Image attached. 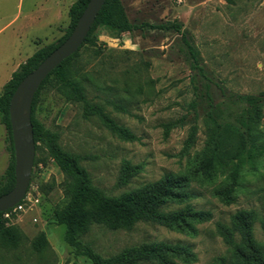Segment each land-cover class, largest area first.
<instances>
[{"label":"rangeland","instance_id":"rangeland-1","mask_svg":"<svg viewBox=\"0 0 264 264\" xmlns=\"http://www.w3.org/2000/svg\"><path fill=\"white\" fill-rule=\"evenodd\" d=\"M72 1L0 0V92L20 62L63 33ZM121 3L135 27L118 37L98 27L96 45L81 47L78 59L102 84V88L87 85L88 98L110 100L105 104L107 113L136 139H120L96 116L83 117L78 103L65 100L51 86L41 92L35 117L57 134L64 150L80 156L92 182L106 194L119 195L165 174L185 176L192 194L188 203L209 217L193 222L192 232L151 221H139L129 229L93 224L82 241L102 256L142 243L166 242L186 246L191 254L189 259L169 256L173 264H235L216 226L232 227L235 212L252 210L256 215L253 237L264 244L259 220L264 217V154L254 169L241 170L228 203L215 193L223 186L224 174L204 179L194 172L193 163L204 145L202 118L209 108L219 110L221 121H233L246 105L244 95L261 96L264 131V0ZM171 22L180 29L168 26ZM185 40L198 55L199 69L193 68ZM5 137L0 121V174L9 159ZM34 158L22 209L3 214L6 223L20 230L22 239L15 249L0 247V264H91L71 252L63 241L64 226L54 221L52 209L62 198V175L41 142L36 144ZM125 163L139 168L123 180ZM51 178L55 184L47 191ZM182 206L169 202L164 210ZM40 231L47 246L37 252L31 241ZM234 238L239 239L237 231Z\"/></svg>","mask_w":264,"mask_h":264},{"label":"trees","instance_id":"trees-1","mask_svg":"<svg viewBox=\"0 0 264 264\" xmlns=\"http://www.w3.org/2000/svg\"><path fill=\"white\" fill-rule=\"evenodd\" d=\"M88 0H74L67 9L68 24L63 33L55 40L38 47L11 72L0 92V121L6 130V149L9 152L8 163L0 174V195L11 189L14 183V160L11 129L8 115L9 99L18 82L70 33L77 18ZM176 30L180 26L174 22L168 24ZM107 28L114 37L122 32L131 31L132 24L125 12L121 0H105L79 48L62 60L39 84L32 102L30 119L33 128L34 144L41 142L48 156L61 172L59 182L62 198L53 206L52 216L56 224L63 225V241L76 256H83L91 264H138L144 261H156L159 264H173L169 256H181L189 259L191 254L186 246L166 242H147L126 247L119 252L102 256L82 241L91 225L102 224L110 229H129L139 221H151L177 231H193V222L209 217L208 212L195 210L188 200L192 194L187 189L185 176L165 174L156 181L148 182L133 190L116 196L106 194L97 187L88 171L80 164V156L64 150L57 141V134L46 128L35 117L37 102L41 92L48 86L65 99L76 102L81 114L87 118L96 116L113 134L123 140H135L136 136L127 128L117 124L107 113L108 99L88 98L86 87L102 88L101 81L95 78L91 70L79 63V51L84 45L95 46L96 29ZM187 51L193 60V68L199 69L198 55L193 46L185 40ZM245 106L234 116L233 121H221L219 110L209 108L203 118L205 140L203 147L195 154L194 172L210 180L217 174H224L223 186L215 191L216 195L228 203L233 200L241 170L244 167L254 169L258 159L264 154V131L261 129L262 97L246 94ZM191 134L187 141L190 142ZM36 159H33V165ZM139 166L129 163L123 165V180ZM55 184L53 178L46 183L47 191ZM45 185V184H44ZM28 189V188H27ZM169 202L183 203L174 210H164ZM0 212V247L15 249L21 239L20 230L6 223L5 212ZM256 215L252 210H238L232 216V227L217 224V231L229 247L235 264H264V244L258 243L252 233V222ZM264 232V217L259 218ZM234 231L239 239L235 240ZM47 246L43 232H38L31 241V247L37 252Z\"/></svg>","mask_w":264,"mask_h":264},{"label":"water","instance_id":"water-1","mask_svg":"<svg viewBox=\"0 0 264 264\" xmlns=\"http://www.w3.org/2000/svg\"><path fill=\"white\" fill-rule=\"evenodd\" d=\"M105 0H88L66 38L49 52L17 84L12 92L8 115L11 129L14 160V183L0 195V212L12 208L25 195L30 183L35 144L30 119L33 95L42 80L65 58L82 44Z\"/></svg>","mask_w":264,"mask_h":264},{"label":"built area","instance_id":"built-area-1","mask_svg":"<svg viewBox=\"0 0 264 264\" xmlns=\"http://www.w3.org/2000/svg\"><path fill=\"white\" fill-rule=\"evenodd\" d=\"M25 198L27 199L26 193H25L24 197L17 204H15L12 208H10V211L22 209L23 201L25 200ZM10 211H8V212H10ZM8 212H5L4 215H8Z\"/></svg>","mask_w":264,"mask_h":264},{"label":"crops","instance_id":"crops-1","mask_svg":"<svg viewBox=\"0 0 264 264\" xmlns=\"http://www.w3.org/2000/svg\"><path fill=\"white\" fill-rule=\"evenodd\" d=\"M58 1H59V0H58ZM57 4H58V2H57ZM39 41H40V40H38L37 42L39 43ZM36 49H37V48H36ZM36 49H35V50H36ZM35 50H34V51H35Z\"/></svg>","mask_w":264,"mask_h":264}]
</instances>
